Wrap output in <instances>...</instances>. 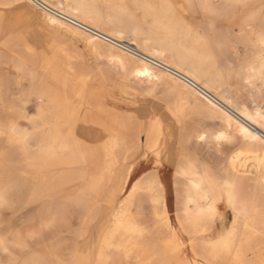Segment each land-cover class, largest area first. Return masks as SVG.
<instances>
[{
    "label": "bare ground",
    "instance_id": "6f19581e",
    "mask_svg": "<svg viewBox=\"0 0 264 264\" xmlns=\"http://www.w3.org/2000/svg\"><path fill=\"white\" fill-rule=\"evenodd\" d=\"M30 5L40 10L39 13H33ZM196 8L209 16L222 14L224 22L232 26V32L248 40L252 55L239 60L232 58L230 53L232 59H219L221 57L212 51L205 35L198 33L187 12L184 14V10ZM8 10L21 14L30 23L44 24L50 30L41 48L33 44L24 25L17 38L9 35L3 44L14 39L26 54L27 61L33 64L38 61L42 68L51 69L50 77L61 85L62 90V94L54 95L57 101L61 100L66 107L72 99H78L82 105H88V109L90 102H94L90 114L107 116L112 112V119L108 121L97 119L96 115L80 120L91 127V138L96 144L84 140L79 150L77 143L72 142L74 147L69 144L70 140L61 137L59 125L47 124L48 127L37 133L45 160H51L54 152L63 149L70 155V163L81 160L92 165L94 169L82 190L84 197L90 199L92 214L100 210L103 197H106L105 214L111 208L112 197L117 192L121 197L107 216L99 243L91 248L84 245L76 264H90L91 261L93 264H143L149 249L152 250V241H157L177 264H264V222L257 221L253 196V199L244 196V190L250 185L252 191L264 196V140L260 139L264 137V119H261L264 116V0H2L0 19ZM137 10L143 18L151 19V25L144 33L134 23ZM127 21L130 26L125 27ZM56 37L80 42L93 52L103 54L107 62L129 80L151 87L170 88L180 102L177 110L189 108L215 120L219 130L183 131L175 148L174 142L165 138L169 129L164 128L158 114L150 109L144 112L142 105L135 101L128 103L131 100L128 91L107 94L95 85L92 77L75 69L73 57L61 61V55L67 57L66 49L58 48L48 56ZM232 61L238 65L234 79L247 89L251 107L238 103L231 94L224 63L232 64ZM80 110V107H71L67 115L73 120ZM133 120L147 122L143 151L138 142L141 127L139 123L138 128L133 126ZM242 127L252 136H245ZM10 130L21 143L29 144L30 135L24 128L12 125ZM102 133L107 134L103 139ZM221 134L227 139L217 141L216 137ZM201 136L205 139L201 140ZM208 142L216 147L239 142L246 150L224 157L225 166L214 173L212 168L185 151L189 143ZM147 154L152 155V168L130 184L132 174ZM163 163L174 168L178 229L172 226L168 212L166 174H160ZM122 166L128 167L122 176H118ZM69 178L75 181L74 176ZM240 178L245 179L243 183ZM56 186L54 181L47 184L49 190ZM145 203L151 210L153 232L143 221ZM222 205L230 213L228 219L220 211ZM93 220L95 216L91 215L90 221ZM181 233L188 238L190 259L179 258L183 247Z\"/></svg>",
    "mask_w": 264,
    "mask_h": 264
},
{
    "label": "rangeland",
    "instance_id": "374dc122",
    "mask_svg": "<svg viewBox=\"0 0 264 264\" xmlns=\"http://www.w3.org/2000/svg\"><path fill=\"white\" fill-rule=\"evenodd\" d=\"M33 10L32 12L36 14L40 11L35 7ZM184 14L189 16L195 30L205 35L212 51L218 58L221 57L219 59L229 60L230 53L233 55L232 58L236 57L239 60L252 55L253 50L249 47L248 40L234 34L232 26L224 22L222 14L216 17L209 16L201 14L197 8L193 11L184 10ZM2 15L0 19V264H76L84 245L87 244L91 248L99 243L107 216L121 197L118 196V192L112 197L111 208L106 214L104 213L106 197H103L100 210L92 214L90 212L91 202L88 203L90 199L85 195L88 198L86 199L82 193L87 178L94 169L92 165H86L81 160L78 163H70L71 157L63 149L54 152L55 156L53 155L51 160H45L39 147L37 133L51 124L59 125L61 137L70 140L69 144L77 143V150H79L81 142L84 140L93 145L96 144L91 138L93 133L91 127L82 124L80 120L83 117L93 118L96 115L97 119L108 121L112 119V112L107 116L101 113H91L92 116H90V108L92 105L94 106V102H90L91 105L89 104L88 109L86 107L88 105H82L78 99H72L66 107L64 102L57 101L54 95L62 94V90L61 85L55 83L50 77L51 69L42 68L38 61L34 64L27 61L26 54L18 47L17 41L13 38L9 42L10 45L3 44V40L9 35L17 38L24 25L33 44L41 48L44 47V39L49 35L50 30L44 24L30 23L21 14L12 10H8ZM133 17L139 31L146 32L151 25V19L143 18L140 10H137ZM126 26H130L129 21L126 22ZM54 43L52 49L47 52L48 56L55 53L58 48L66 49L67 57L61 55L60 51L61 61L64 62L67 60L65 58L73 57L75 69L83 75L87 74L92 77L95 85L106 90L107 94L116 95L117 92L128 91L131 97L128 103L137 102L145 109L144 112H148L149 109L154 110L160 117L164 128L169 129V134H166L165 138H170L174 142L175 148L178 146V140L183 131L204 129L213 132L219 130L215 120H210L189 108L181 107L180 111L177 110V107H180V102L176 93L170 88L161 85L151 87L148 84H138L129 80L124 73L107 62L103 54L93 52L80 42L56 37ZM233 61L232 64L224 63V67L228 71L225 76L231 88V94L238 103L251 107L247 89L241 83H237L236 78L234 79L238 72V65ZM66 70L65 72L69 73ZM120 99L124 100V98ZM116 102L115 104L118 105V100ZM61 104L64 106L62 107ZM70 106L81 109L79 115L73 120L67 115ZM108 108H110L109 103ZM173 112L174 115H172ZM138 123L133 120L132 125H136L137 128L141 127V133H138V142L141 151H143L145 142L143 133L147 122L139 121ZM12 125L24 128L30 135L29 144H26L28 146L21 143L11 132L10 126ZM105 135L107 134L102 133L101 139ZM73 143L72 146H74ZM245 150V146L239 142L222 144L218 147L212 142L201 145L189 143L185 146V151L189 156L192 155L199 159L210 169L212 168L211 171L214 173H218L221 167L225 166L224 157L233 154V152L235 154L245 152ZM151 161L152 155L147 154V157L141 160V166L132 174L130 184L152 168ZM162 166L160 174L161 176L166 174L164 183L170 220L172 226L178 229L175 220L174 168L165 163ZM127 167L122 166L118 171V176H122ZM71 176H74L75 181L69 178ZM243 178H240L241 183L245 180ZM53 181L61 189L56 186L49 190L47 184ZM250 186L244 190V196L246 198L253 196L256 217L259 218L257 221L264 222V196L252 191ZM220 211L226 219L229 218L230 213L223 205L220 206ZM143 214L145 225L149 231L153 232L154 222L147 203L143 204ZM91 215L95 216V220L90 221ZM216 229L217 227L214 226V230ZM183 234H180V239L184 248L182 247L179 252V258L190 259L192 253L188 245V238ZM150 248L153 251L149 249L145 260L143 259V264H177L158 246L157 241H152ZM90 264H93V261Z\"/></svg>",
    "mask_w": 264,
    "mask_h": 264
},
{
    "label": "snow or ice",
    "instance_id": "6c2138e0",
    "mask_svg": "<svg viewBox=\"0 0 264 264\" xmlns=\"http://www.w3.org/2000/svg\"><path fill=\"white\" fill-rule=\"evenodd\" d=\"M54 22V21H53ZM147 73H140V75H146ZM258 115H260L259 113H258ZM261 119H264V116H261ZM241 132L245 135V136H252V133L247 129V128H241ZM253 139H256V137L255 136H253L252 137ZM200 139L201 140H203V139H205V137H203V136H201L200 137ZM216 139H217V141H223V140H226L227 138L223 135V134H221V135H218L217 137H216ZM260 139H262V140H264V137H261Z\"/></svg>",
    "mask_w": 264,
    "mask_h": 264
}]
</instances>
